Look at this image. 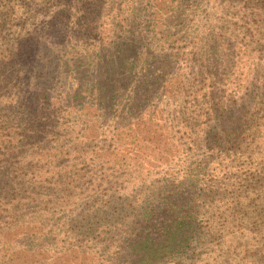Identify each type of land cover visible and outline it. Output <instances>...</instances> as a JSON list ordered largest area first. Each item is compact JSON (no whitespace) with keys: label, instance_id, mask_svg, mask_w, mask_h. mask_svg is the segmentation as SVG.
Returning a JSON list of instances; mask_svg holds the SVG:
<instances>
[{"label":"rangeland","instance_id":"obj_1","mask_svg":"<svg viewBox=\"0 0 264 264\" xmlns=\"http://www.w3.org/2000/svg\"><path fill=\"white\" fill-rule=\"evenodd\" d=\"M16 6L17 26L0 36L6 54L0 55V67L2 61L13 63L16 72L53 67L51 81L58 79L61 88L58 96H48L52 107L68 104L65 84L74 85L85 104L94 102L82 90L100 79L118 88L112 102L97 106L95 129H79L76 119L67 128L30 129L33 151L24 150L17 163L23 180L0 191L4 202L13 198L5 211L0 207V260L9 246L16 253L5 255L8 264H74L70 251L62 255L71 246L67 240L31 241L28 225L13 226L14 215L27 204L44 219L54 215L48 227L62 238L78 206L114 205L117 212L144 193L148 206L157 205L165 197L150 194L149 185L169 192L186 171L202 193L198 207L211 220L196 219L204 239L173 257L176 264H264V0H23ZM35 30L42 33L39 45L32 39ZM12 37L20 44L14 49L8 48ZM143 79L147 85L141 86ZM222 88L237 98L234 104L217 101ZM7 90L14 102L17 89ZM236 115L245 140L236 133L220 144L218 137L208 138L206 130L221 135L223 123ZM71 179L73 187L61 184ZM105 185L108 194H91L104 192ZM81 191L85 201L76 198ZM193 193L183 188L182 198ZM182 198L175 200L178 206ZM28 215L23 220L31 224ZM101 253L96 256L106 257Z\"/></svg>","mask_w":264,"mask_h":264},{"label":"trees","instance_id":"obj_2","mask_svg":"<svg viewBox=\"0 0 264 264\" xmlns=\"http://www.w3.org/2000/svg\"><path fill=\"white\" fill-rule=\"evenodd\" d=\"M10 1L11 0H0V14L3 15L4 20V24L0 25V28L3 29L2 32L0 30V36L2 38L4 31L8 30L7 27L12 25L17 26L18 20L16 21L12 15H14V13L16 14L15 10L19 9L16 6L17 3L23 2V0H13L15 4L9 5ZM32 8L35 9V7ZM40 13H42V11H37V15H40ZM43 15H47V13ZM17 28H20V26ZM35 33L36 37L32 39L35 41V44L39 45L37 40L42 36V33L36 30ZM19 36L20 35H18V37ZM20 38L22 40V37ZM27 39L29 40L30 37H27ZM27 39L21 41V44L25 45ZM10 42L12 43L11 47H8L10 49H14L16 44L20 46L17 38L12 37ZM1 47L0 55L2 57L6 54H2L4 45ZM201 51L203 52V50ZM20 52L21 49H19L15 55L19 56ZM23 64H26V62ZM23 64H21V62L19 63L20 66ZM5 65H8V67H4ZM1 66L3 67H0V191L3 192V189L6 188L10 190L18 183L17 179L19 177L17 170L21 172L24 171L22 166L17 164L18 160L24 157L23 151L26 150L25 153L33 151L29 146L30 129L36 126L42 129V127H46L47 125H50L51 128H67L72 124V120L74 119L79 121V129H95L98 126L95 125V121L98 120L97 116L99 115L97 106L99 105L100 107L103 103L112 102L115 97V92L117 91L116 88L118 87L114 82L110 84L106 83L105 79L98 80L94 85L86 86L82 92L84 91L87 95H90L89 101L91 99L94 103L86 102L87 104H85L81 103V99L84 98L82 97V93L77 91L75 93L74 85L65 84L64 87L68 89V93L70 94L67 98L68 104L57 103V105L54 104L52 107V104L48 101V96L51 93L58 96L59 88H61L58 79L56 82L51 81L52 74L55 71L53 67H41L42 69L40 72L39 70L34 71L35 67L28 71L21 67L18 72H16V67H14L11 62L7 63L6 61H2ZM223 68L226 67H220V69ZM159 70H161V68H159ZM34 80L36 83H33ZM146 83V79L140 82L141 86L147 85ZM19 86H21L22 89L18 90ZM26 86H28L27 89ZM11 87L12 94L14 88L17 89L15 92L16 95L14 96L15 98H13L14 102H12L9 95L4 93L6 89H8V93ZM27 93H29V95H27ZM225 93L226 89L222 88L217 101L223 103L228 101L232 104L237 101V98L229 97ZM222 106H225V104ZM220 109L224 112L227 110L225 108ZM214 110L216 111V109ZM87 116L93 117L92 122L88 120ZM240 116L241 115H236L235 117L227 118L223 123L227 128L221 135L218 134L217 130L213 131V129L210 128L206 130L208 138H213L212 140H214L215 137H218V144H220L221 142L231 141V137L234 133L240 136L242 134L241 129L243 124ZM242 116L245 115L242 114ZM89 122H91V124ZM12 124H15V126H12ZM128 128H130V124H128ZM24 130L28 131L29 134L24 132ZM225 131L231 132L227 133ZM254 132H256V129H254ZM24 135H26V138ZM244 138L243 135L240 136V140H245ZM11 149L12 152L10 151ZM15 154H20V156L16 157ZM11 158H14L13 162ZM159 165H161V163ZM165 169L166 168L161 169L163 173ZM177 177L174 179L177 180V182L170 183L172 185L170 188L172 189L166 193L162 192L160 188H156L154 185H149L148 190L150 194L155 193L156 195H164L165 197L157 205L148 206L146 198L143 196L145 195L144 193L143 195L139 194L138 196H133V199H137L136 202L128 204L126 210L119 209L117 212L116 208L114 209L113 207L114 205L111 206V210L99 209L98 206L93 208L85 204L78 206V211H71V215H69L67 220L68 229L65 231L64 237L62 238L60 237L61 231H54L52 228L48 227L54 215H51V219H49V217L44 219L36 213L35 205L31 203L26 205L27 208L20 210L16 216L14 215L12 223L14 224L13 226L20 223L24 229L26 228L25 225H28L27 229L29 232L26 236H28L31 241L36 240L40 242L43 238L49 236L59 245H64L67 240V244L71 246H65L62 255L64 256L66 250L70 251V256L73 254L72 260L74 264H162L163 260L167 258V264H176L173 257L183 255L184 253L181 252L185 251L191 243H198V241L204 239L201 231H198V228L195 226L196 219L199 220V217H201V219L206 218L207 220H211L206 217V209L198 207L197 202L203 199V197L202 193L199 192L200 189L198 190L195 188L192 175L190 176L188 172L183 171L179 173ZM162 179L166 183L167 179L163 177L161 181ZM20 180L23 179L19 178V181ZM61 184L65 186L68 185V188H71L76 183L74 179H71ZM183 188L186 190H193L194 196L182 198ZM91 190V194L105 195L108 194L109 187L105 185V191L101 193L96 192V189ZM120 191L122 192L123 189ZM82 194L84 193L81 191L76 198L84 199L80 196ZM87 194L92 196L90 193ZM5 195L6 194L0 195V207H4L10 200L13 201V198L9 197L7 198V202H4L1 196L6 197ZM7 195L11 196V194L8 193ZM178 198H182L179 206L175 203V200ZM100 200L102 199L100 198ZM83 201H85V199ZM5 210L6 208L4 207L1 211ZM178 210H181V212ZM28 211H30V215H28ZM27 215L29 216L27 221L31 222V224L25 223L23 220ZM21 218L22 221H20ZM205 229L210 230L207 223H205ZM7 239L8 237L5 236L4 241ZM100 240H102L103 244L100 243ZM11 250L12 249H9L8 246L7 251L9 252L6 251L1 254L3 255V259L0 260V264L9 263L5 255L7 253H16V250ZM101 251L106 254V257L103 255L102 257L100 255L99 257L96 256V252L101 253ZM17 252L22 258L26 256L25 253L20 255V252ZM22 258L19 259V261L23 263L21 260L24 258ZM190 258L193 260V257ZM191 263L192 262H190V264Z\"/></svg>","mask_w":264,"mask_h":264}]
</instances>
